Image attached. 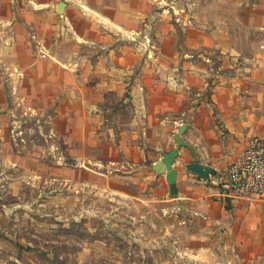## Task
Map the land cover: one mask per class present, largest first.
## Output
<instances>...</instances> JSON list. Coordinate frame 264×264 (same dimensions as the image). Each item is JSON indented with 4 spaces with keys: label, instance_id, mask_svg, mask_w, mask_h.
Returning a JSON list of instances; mask_svg holds the SVG:
<instances>
[{
    "label": "crops",
    "instance_id": "1",
    "mask_svg": "<svg viewBox=\"0 0 264 264\" xmlns=\"http://www.w3.org/2000/svg\"><path fill=\"white\" fill-rule=\"evenodd\" d=\"M150 1L64 0L61 14V1H34L43 14L33 8L24 24L30 32L16 24L9 37L27 60L17 71L37 79L32 92L42 115L53 108L43 118L48 137L73 156L76 172L104 177L109 197L173 203L195 221L238 233L255 200L224 199L218 182L250 138H264V0H198L194 18L179 24ZM185 124L174 197L167 174L155 168ZM193 163L216 175L201 179L187 169Z\"/></svg>",
    "mask_w": 264,
    "mask_h": 264
},
{
    "label": "rangeland",
    "instance_id": "2",
    "mask_svg": "<svg viewBox=\"0 0 264 264\" xmlns=\"http://www.w3.org/2000/svg\"><path fill=\"white\" fill-rule=\"evenodd\" d=\"M34 1L0 0V264H264L262 201L247 202L254 206L252 215L240 232L228 235L173 203L109 197L104 177L74 170L73 156L48 137L51 125L45 119L53 108L44 107L42 115L43 105L32 92L38 81L19 74L17 65L25 64L26 56L16 55L9 39L16 24L27 35L24 24L34 19L33 8L42 13ZM153 2L162 8L156 13L175 24L182 16L193 19L198 4ZM143 41L148 52L154 49L150 30ZM28 105L39 112L33 114ZM53 143L58 150L50 149ZM129 193L147 196L148 190Z\"/></svg>",
    "mask_w": 264,
    "mask_h": 264
},
{
    "label": "built area",
    "instance_id": "3",
    "mask_svg": "<svg viewBox=\"0 0 264 264\" xmlns=\"http://www.w3.org/2000/svg\"><path fill=\"white\" fill-rule=\"evenodd\" d=\"M38 46L40 56L45 57L40 41ZM218 184L224 199H257L264 202V138H250L244 151L233 160Z\"/></svg>",
    "mask_w": 264,
    "mask_h": 264
},
{
    "label": "water",
    "instance_id": "4",
    "mask_svg": "<svg viewBox=\"0 0 264 264\" xmlns=\"http://www.w3.org/2000/svg\"><path fill=\"white\" fill-rule=\"evenodd\" d=\"M66 6L65 2H60L57 5V12L62 13ZM187 124L183 125L179 132L175 136V149L170 152L169 154H165L162 160L156 164L155 170L167 174L168 182L170 183V192L171 195L176 197L177 196V188H176V177L177 172L173 169L174 161L178 156V152L181 150L182 147H185V143L183 142V135L187 130ZM187 169L192 172L193 174L197 175L201 179H209L211 176H215L216 172L213 171L210 167L201 165L199 163H193L187 167Z\"/></svg>",
    "mask_w": 264,
    "mask_h": 264
}]
</instances>
